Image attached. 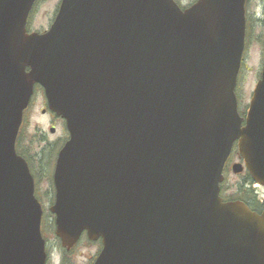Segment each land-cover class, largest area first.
<instances>
[{"label":"water","instance_id":"1","mask_svg":"<svg viewBox=\"0 0 264 264\" xmlns=\"http://www.w3.org/2000/svg\"><path fill=\"white\" fill-rule=\"evenodd\" d=\"M35 2L0 0V264L47 260L15 148L36 83L69 131L50 207L64 248L86 232L93 264H264V210L219 194L236 141L264 186V61L245 116L235 92L246 0H61L28 32Z\"/></svg>","mask_w":264,"mask_h":264},{"label":"rangeland","instance_id":"2","mask_svg":"<svg viewBox=\"0 0 264 264\" xmlns=\"http://www.w3.org/2000/svg\"><path fill=\"white\" fill-rule=\"evenodd\" d=\"M196 0H178L182 7L189 6ZM29 16V26L32 31H43L51 25L55 13L60 4V0H38ZM247 16V33L246 48L244 52L242 67L238 76L236 94L238 97V109L240 112H246L248 104L253 93V89L259 80L264 59V0H247L246 3ZM43 95L37 93L33 103L26 112L25 121L21 129L20 138L22 145L29 147L35 155L44 154V161H38V167L34 170L36 177V192L39 194L40 201L44 208V236L47 241L48 261L47 264H90L93 257L97 254L99 245L96 241L88 240L84 235L78 244L70 251H65L60 240L55 236L54 216L49 208L53 203V187H52V171L48 159L55 158L57 150L60 148L62 141H58L59 137L51 135L47 129L46 116L42 115L41 109ZM45 134L49 142L54 143L43 149L40 139L37 136ZM56 142V143H55ZM227 185H231L230 192H236L237 186L244 179V173L236 174L232 170L226 172ZM251 183V182H250ZM252 184V183H251ZM259 196L262 198L264 189L258 187ZM38 196V195H37Z\"/></svg>","mask_w":264,"mask_h":264},{"label":"flooded vegetation","instance_id":"3","mask_svg":"<svg viewBox=\"0 0 264 264\" xmlns=\"http://www.w3.org/2000/svg\"><path fill=\"white\" fill-rule=\"evenodd\" d=\"M41 93L43 95V100H42V115L46 116L48 118L47 120V129L48 132L51 135H56L59 137V139H57L58 141H62V143L64 141L67 140L68 138V131L66 129V125H65V120L62 119L61 117H59L58 115H56L54 112H51L48 108H47V101H46V97L44 94V89L40 86V85H35L34 86V93L32 96V99L30 101L29 106L27 107L25 113H24V119L26 116V112L27 110L30 108V106L33 103L34 97L37 93ZM239 100V99H238ZM23 124H24V120H23ZM22 124V126H23ZM22 129V127H21ZM37 135V134H36ZM38 136V135H37ZM40 139V144H43L42 146V151L43 149L47 148L48 146H53L54 143L49 142L47 140V136H45V134H41L40 136H38ZM56 143V142H55ZM236 143L233 146V149L228 157V159L226 160L225 166H224V180L223 182L220 184V195L222 196V198L226 201H243L244 203H246L251 210L255 211V212H261L264 209V202L262 199H260L259 197V190L258 187L255 185V183L253 182L252 184L250 182H252V180L250 179L249 173L243 169V173L244 175V179L241 182L240 185L237 186V189L235 190L236 192H230V188L231 185H227V178H226V171L227 170H234V166L237 163H240L243 165V161L239 155V153L237 152V147H236ZM16 149L17 152L22 155L23 157H25L26 160H28V163L34 168L37 169L38 167V161L40 162L41 160L44 161L43 157L45 156L44 154H39V155H34L29 147H26L24 145H22V140H17V144H16ZM41 159V160H40ZM56 159V158H55ZM52 160V159H51ZM50 159H48L49 163H55V160L53 159V161H51ZM46 162V161H45ZM30 166V168H31ZM241 172V173H242ZM262 187V186H261ZM264 189V187H262ZM44 218L42 221V231H43V227H44ZM83 236V235H82ZM99 245V249L97 251V254L99 253L100 249H101V241L98 240L96 241Z\"/></svg>","mask_w":264,"mask_h":264}]
</instances>
